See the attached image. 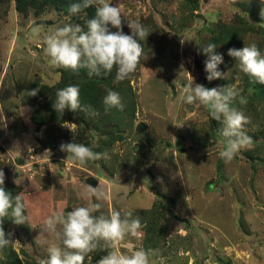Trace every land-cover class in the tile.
Here are the masks:
<instances>
[{
    "label": "rangeland",
    "instance_id": "374dc122",
    "mask_svg": "<svg viewBox=\"0 0 264 264\" xmlns=\"http://www.w3.org/2000/svg\"><path fill=\"white\" fill-rule=\"evenodd\" d=\"M111 3L121 9L125 34H131L130 20L149 29L140 41L144 55L129 77L134 116L120 134L92 133L84 141H74L71 123L53 127L51 148L44 149L34 139L23 97L33 86L55 85L61 76L63 68L48 63L43 36L64 24L81 25L83 16L73 18L48 6L24 15L15 0H0V170L5 189L24 194L30 217L25 225L7 217L6 233L19 242L9 248L23 264H38L47 256V244L37 240L45 218L86 206L80 193L93 177L110 196L99 201L95 215H107L109 207L131 210L143 225L142 238L122 241V251L127 243L158 249L164 264H264V85L252 82L227 54L252 43L264 53V0ZM36 26L43 31L28 39ZM209 43L223 56L224 80L206 79L207 57L200 47ZM191 77L208 88L235 84L247 98L246 105L235 106L250 120L245 127L253 143L231 162L219 157L221 123L205 106L181 99ZM71 142L107 156L79 166L60 151L62 143ZM109 250L101 241L84 264H96Z\"/></svg>",
    "mask_w": 264,
    "mask_h": 264
},
{
    "label": "clouds",
    "instance_id": "9594fccd",
    "mask_svg": "<svg viewBox=\"0 0 264 264\" xmlns=\"http://www.w3.org/2000/svg\"><path fill=\"white\" fill-rule=\"evenodd\" d=\"M93 6L94 16L87 20L85 27L64 24L44 35V54L50 65L73 71L86 69L90 77H100L102 73H111L115 68V79L124 81L140 64L144 55L140 41L149 36V29L137 20H130L127 26L131 34H125L122 30L124 19L121 9L114 6L111 0H79L70 6L69 13L77 14L82 9ZM109 26L116 31H111ZM42 31L40 26L33 27L28 39H35ZM216 48L214 43L200 47V52L207 57L204 71L209 82L225 79V73L219 70L223 56L216 54ZM227 54L238 62L239 70L252 82L264 85V53L255 43L241 49L231 48ZM39 91L36 88L28 94L34 97ZM251 92L252 89H249V93ZM181 99L188 105L205 106L212 119L221 123V127L217 129L219 144L222 145L219 157L226 163L231 162L242 149L252 145L253 140L245 127L250 120L235 106L236 103L246 105L248 101L235 84L208 88L194 83L192 78V82L183 88ZM103 104L106 110L117 108L122 111L124 108L119 93L113 90L107 91ZM52 107L55 112L60 113L69 110L73 113L96 114L89 106H82L80 88L77 85L59 89ZM28 150L32 151L30 147ZM60 151L67 153V160L79 166H86L89 162L100 161L107 156V153L95 152L92 147L75 142L62 143ZM14 183L17 184L18 180ZM4 184L5 173L0 170V258L6 248L19 243L11 239L12 234L5 233L4 218L10 216L15 225H25L30 219L25 215L27 203L24 194L21 192L13 195L6 191ZM80 196L88 201L86 206H74L68 212L54 211L45 218L37 240L43 238V242L47 244V256L38 259V264H84L86 257L98 248L101 241L110 250L96 264H164L158 249L127 243L124 245L126 251L121 250L122 241L129 237L137 240L142 238L143 225L131 210L122 213L109 207L107 215H95L101 208L99 201L110 199L103 187L85 184ZM50 236L55 239H48Z\"/></svg>",
    "mask_w": 264,
    "mask_h": 264
},
{
    "label": "trees",
    "instance_id": "16d2710c",
    "mask_svg": "<svg viewBox=\"0 0 264 264\" xmlns=\"http://www.w3.org/2000/svg\"><path fill=\"white\" fill-rule=\"evenodd\" d=\"M76 2H79V0H15L17 11L24 15L28 13L29 9L48 6L62 11L73 18L83 16L80 24L85 27L87 20L94 16L95 6L82 9L77 14H70L69 8ZM115 72L116 69L114 68L111 73H102L100 77H90L86 69L73 71L63 68L60 79L55 85L33 86L31 90L39 88L40 91L36 96L32 97L28 94L31 91L29 90L23 97V103L29 106L30 120L35 126L33 136L39 146L44 149L51 148V129L67 123L73 124L77 132V139L74 141H84L92 133L106 134L108 136L120 134L122 125L127 122V118L134 116L135 98L129 86L130 78L124 81H117ZM68 85L79 86L82 106H89L95 111V115L85 112L73 113L69 110H65L64 113L54 111L52 104L56 101V92ZM108 90L119 93L124 105L122 111L117 108L106 110L103 98ZM112 120L115 123H112ZM6 225L7 217L4 218L3 223L5 233ZM0 264L23 263L18 255L8 247L4 250L3 259L0 258Z\"/></svg>",
    "mask_w": 264,
    "mask_h": 264
},
{
    "label": "water",
    "instance_id": "95a60500",
    "mask_svg": "<svg viewBox=\"0 0 264 264\" xmlns=\"http://www.w3.org/2000/svg\"><path fill=\"white\" fill-rule=\"evenodd\" d=\"M34 50L36 51L37 55L40 57L39 51L37 49H34ZM86 184L90 185L92 187H96L98 184V181H97V179L90 177V178L86 179Z\"/></svg>",
    "mask_w": 264,
    "mask_h": 264
}]
</instances>
